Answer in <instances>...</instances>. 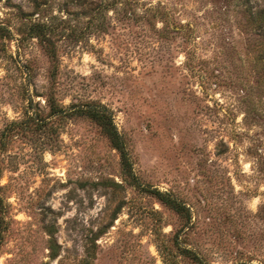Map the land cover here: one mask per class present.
<instances>
[{
	"label": "rangeland",
	"instance_id": "rangeland-1",
	"mask_svg": "<svg viewBox=\"0 0 264 264\" xmlns=\"http://www.w3.org/2000/svg\"><path fill=\"white\" fill-rule=\"evenodd\" d=\"M0 264H264V0H0Z\"/></svg>",
	"mask_w": 264,
	"mask_h": 264
},
{
	"label": "trees",
	"instance_id": "trees-1",
	"mask_svg": "<svg viewBox=\"0 0 264 264\" xmlns=\"http://www.w3.org/2000/svg\"><path fill=\"white\" fill-rule=\"evenodd\" d=\"M46 50L48 51V55L54 65L55 54L53 48L48 45L46 46ZM50 108L53 112H61L63 110L61 106H58L54 103L50 104ZM85 112L91 119H93L98 125H100L102 131L106 134L112 146L118 150L123 170L126 172H130V162L125 151L124 142L112 123L110 113L100 106L85 109ZM157 195L164 203L175 210H178L180 209V207H182L176 200L164 193L157 192Z\"/></svg>",
	"mask_w": 264,
	"mask_h": 264
}]
</instances>
